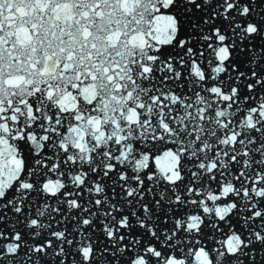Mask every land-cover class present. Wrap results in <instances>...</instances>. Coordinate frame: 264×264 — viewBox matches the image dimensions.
Wrapping results in <instances>:
<instances>
[{
  "label": "snow or ice",
  "instance_id": "1",
  "mask_svg": "<svg viewBox=\"0 0 264 264\" xmlns=\"http://www.w3.org/2000/svg\"><path fill=\"white\" fill-rule=\"evenodd\" d=\"M0 264H264V0H0Z\"/></svg>",
  "mask_w": 264,
  "mask_h": 264
}]
</instances>
